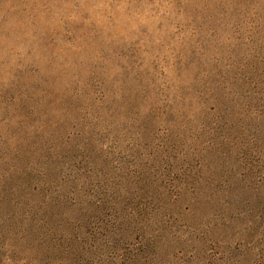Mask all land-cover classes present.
I'll return each instance as SVG.
<instances>
[{
  "label": "rangeland",
  "instance_id": "374dc122",
  "mask_svg": "<svg viewBox=\"0 0 264 264\" xmlns=\"http://www.w3.org/2000/svg\"><path fill=\"white\" fill-rule=\"evenodd\" d=\"M0 264H264V0H0Z\"/></svg>",
  "mask_w": 264,
  "mask_h": 264
}]
</instances>
